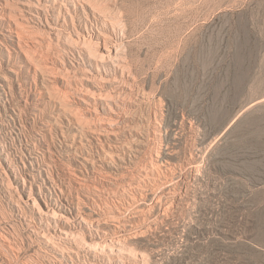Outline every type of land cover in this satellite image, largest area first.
Instances as JSON below:
<instances>
[{"label":"rangeland","instance_id":"obj_1","mask_svg":"<svg viewBox=\"0 0 264 264\" xmlns=\"http://www.w3.org/2000/svg\"><path fill=\"white\" fill-rule=\"evenodd\" d=\"M0 264H264V0H0Z\"/></svg>","mask_w":264,"mask_h":264},{"label":"bare ground","instance_id":"obj_2","mask_svg":"<svg viewBox=\"0 0 264 264\" xmlns=\"http://www.w3.org/2000/svg\"><path fill=\"white\" fill-rule=\"evenodd\" d=\"M82 43L87 47V51L90 55L96 58L100 57L102 59L110 56V52L113 48L111 46L109 35L102 30L97 31L95 34H88L87 36L83 37ZM158 158H154L155 163L157 162Z\"/></svg>","mask_w":264,"mask_h":264}]
</instances>
